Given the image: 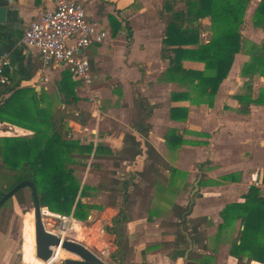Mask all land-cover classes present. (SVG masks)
Masks as SVG:
<instances>
[{
  "label": "crops",
  "instance_id": "0c3cea01",
  "mask_svg": "<svg viewBox=\"0 0 264 264\" xmlns=\"http://www.w3.org/2000/svg\"><path fill=\"white\" fill-rule=\"evenodd\" d=\"M53 1L0 0V6H6L2 24L14 37H19L14 46L0 44V51L20 49L23 64L32 73L29 79L20 81V86L31 87L38 93L46 91L51 106L55 107L53 81L66 69L60 65L44 66L34 49L19 44L21 33L37 10L51 8ZM77 1L84 3L87 17L101 25L107 35L102 42L87 48L91 83L84 85L72 77L78 81L74 88L78 97L76 106L88 116L84 124L68 120L67 137L92 145L90 156L72 167L81 165L85 169L83 180L90 168L97 171L95 181H79L81 185L97 186L104 177L129 180L124 200L121 190L108 187L91 190L81 199L97 207L89 211L88 219L97 211L101 219L108 220L104 228L111 224V218L120 208L126 213L118 249L115 236L105 229L103 239L110 236L107 239L112 240V245H102L98 240L85 241L83 245L106 264H178V261L179 264H237L229 249L237 236L239 220L221 232L218 225L222 223L220 211L225 205L243 202L254 179L263 181L264 68L263 74H259L258 66L247 67L252 54L259 55L264 50L261 48L264 29L253 24V14L260 0H249L246 5L240 27L244 41L239 52L234 54L211 105L195 102L202 98L197 90L166 75L168 59L160 56L165 37V23L160 15L163 0ZM185 8V0L175 5L177 11ZM116 24L119 27L112 35ZM195 24L196 43L182 47L197 48L210 40L211 16L200 17ZM181 66L194 71L204 69L203 62L189 59H183ZM9 93L1 94L0 102ZM137 96L152 107L145 118L150 126L146 138L133 126ZM171 108L182 109L175 113L176 119L170 116ZM245 108L247 112H243ZM183 109L186 111L184 119ZM31 133L0 123V137ZM169 133L173 134L171 144L176 145L179 140L178 146L167 143ZM125 134H132L141 143V152L132 160L118 158ZM145 140L159 155L158 162L149 158ZM97 146L105 148L106 153L93 157ZM101 195L111 196L110 202L92 200ZM131 201L137 203V210L141 209L139 214L126 209ZM18 205L23 204L12 201V208L0 206V264H12ZM174 206L187 208L184 219L185 212L180 218ZM73 219L80 223L83 233L84 220ZM180 232L187 240V247L184 243L178 244L174 237ZM165 235L169 239L163 241ZM184 248L182 256L173 258L175 251ZM252 263L264 264L255 260L248 262Z\"/></svg>",
  "mask_w": 264,
  "mask_h": 264
},
{
  "label": "trees",
  "instance_id": "16d2710c",
  "mask_svg": "<svg viewBox=\"0 0 264 264\" xmlns=\"http://www.w3.org/2000/svg\"><path fill=\"white\" fill-rule=\"evenodd\" d=\"M179 1L181 0H163L160 15L165 23V37L162 40L160 56L168 59L166 70L168 78L190 84L202 98L206 96L195 102L211 105L219 84L229 71L234 54L239 52L244 41L240 34V27L249 0H185V10L177 11L175 5ZM207 15L211 16L210 40L198 45L197 48L182 47L196 43L195 23L200 17ZM253 24L264 29V0H260L255 9ZM118 27L119 25L116 24L112 29V35ZM18 39V36L14 37L13 32L0 23V44L14 46ZM261 48L264 49V43ZM9 53L11 67L6 74L10 81L0 87V95L10 93L0 102V123L15 125L32 133L0 137V197L19 181L28 179L35 186L40 206L62 215L71 214L77 220H85L89 211L97 208L81 200L91 190L104 187L111 190L118 189L122 191L124 200L129 185L128 179L104 177L97 186L90 187L81 185L75 175L72 166L80 159L88 158L92 152L90 143L81 144L79 140L67 137L69 129L67 121L73 120L84 124L88 116V113L76 106L78 97L74 88L78 81L72 79L68 70L61 72L60 77L53 81L54 97L57 102V106L53 107L50 95L46 91L42 90L38 93L31 87L20 86V81L29 79L32 73H29L24 66L20 49L14 48ZM183 59L201 61L204 63V69L202 71L184 69L181 66ZM255 66H258L259 74H263L264 50L262 54H252L251 62L247 67L250 69ZM136 99L137 116L133 126L142 137L146 138L150 126L145 118L149 116L152 107L144 98L137 96ZM181 110L171 108L170 116L176 119L175 113ZM183 111L182 119L186 116V111L184 109ZM243 112H247V108ZM172 137V133L167 135L168 144H171ZM144 144L149 158L158 162L159 155L146 140ZM179 144L178 140L176 145H171ZM140 145V141L135 136L125 134L118 158L134 159L141 152ZM104 149L97 146L92 156L98 157L106 153ZM139 174L144 175V172ZM223 179L226 180L227 176ZM262 180L264 181V167ZM23 189L16 190L1 206L10 205L13 199L18 204L26 203L27 198ZM28 191L29 199L32 201L30 190ZM174 207L180 218L187 209L180 206ZM220 216L222 223L218 225L219 232L239 220L237 236L231 242L229 249V254L236 258L237 264H248L250 260L264 263V195L256 187L250 186L244 195V201L225 205L220 211ZM24 219L31 221L32 233L28 238L27 246L34 254L32 214L27 212ZM126 220L127 215L120 208L119 212L111 218V224L104 228L106 232L115 236L117 249L118 239L123 236L122 228ZM174 237L178 239V244L184 243L187 247V240L181 232L174 234ZM168 239V235H165L163 241ZM185 248L175 251L173 258L182 256Z\"/></svg>",
  "mask_w": 264,
  "mask_h": 264
},
{
  "label": "built area",
  "instance_id": "2783aa9c",
  "mask_svg": "<svg viewBox=\"0 0 264 264\" xmlns=\"http://www.w3.org/2000/svg\"><path fill=\"white\" fill-rule=\"evenodd\" d=\"M106 31L96 21L87 17L85 5L77 0H54L51 8H40L23 31L19 44L34 49L44 66L60 65L73 78L84 85L92 80L91 64L87 48L102 42ZM10 53L0 51V87L9 83L6 71L10 69ZM264 195V182L253 181ZM42 216L61 221V226L52 232L62 239H70L72 215L51 212L41 206Z\"/></svg>",
  "mask_w": 264,
  "mask_h": 264
},
{
  "label": "rangeland",
  "instance_id": "374dc122",
  "mask_svg": "<svg viewBox=\"0 0 264 264\" xmlns=\"http://www.w3.org/2000/svg\"><path fill=\"white\" fill-rule=\"evenodd\" d=\"M75 174L78 176L80 182L86 183L87 181H95L97 178V171L93 168H90L88 172L86 173V179H84L85 176V169L81 165H75ZM23 193L25 197L27 198L26 203L23 205H18L17 213H16V219L14 220V238H15V248L12 253V264H59L61 259L64 258H76L75 255L65 251L62 249L63 253H60L59 255H53L55 257H58L55 262L49 261L47 263H44L40 261L39 259L35 258L34 254L30 251L29 247L27 246L28 238L30 237V234L32 233L31 229V221L25 220V216L27 212H30L32 214V201L29 199V191L27 188L23 189ZM93 201L98 202H110L111 196L107 195H101L97 196L95 199H92ZM12 201H15L14 199ZM4 207L12 208L11 204L6 205ZM137 203L136 202H130L128 206H126V209H128L130 212L137 211L136 214H139L141 209L137 210ZM33 219V218H32ZM43 224L45 228L49 231L56 230L57 227L61 226V221L57 220L52 217L48 216H42ZM33 221V220H32ZM108 222L106 219H101L99 217V213L95 211L90 219L86 218L84 221H82V238L76 239L74 238L73 233H70V239H73L75 241L80 242L81 244H84L85 241L87 243H91L95 240H98L101 242L102 245L107 246L108 244L112 245V240L110 238L107 239V236L105 239H103L102 232L104 230V225ZM91 237V239H88ZM93 252V251H92ZM94 253V252H93ZM96 254V253H95ZM52 258V257H51ZM51 260V259H50ZM139 260V259H138ZM134 264V263H131Z\"/></svg>",
  "mask_w": 264,
  "mask_h": 264
},
{
  "label": "water",
  "instance_id": "95a60500",
  "mask_svg": "<svg viewBox=\"0 0 264 264\" xmlns=\"http://www.w3.org/2000/svg\"><path fill=\"white\" fill-rule=\"evenodd\" d=\"M6 6H0V23L5 20ZM27 187L30 190L32 198V218H33V234H34V256L40 261L47 263L50 261L54 248L63 249L73 255L76 258H64L60 260L63 264H106L102 259H100L95 253L90 249L85 247L78 241L73 239H62L55 233L47 230L43 224L41 206L38 202L36 189L34 184L28 180L24 179L15 184L8 191L3 193L0 197V206L2 203L12 194L20 189ZM193 199L189 204V208ZM186 212L183 214V219L185 218ZM190 248V247H189ZM186 257V255L184 256ZM179 264V261H178Z\"/></svg>",
  "mask_w": 264,
  "mask_h": 264
},
{
  "label": "bare ground",
  "instance_id": "6f19581e",
  "mask_svg": "<svg viewBox=\"0 0 264 264\" xmlns=\"http://www.w3.org/2000/svg\"><path fill=\"white\" fill-rule=\"evenodd\" d=\"M70 224H71V231H72V233L74 235V238L81 239L82 232H81L80 223L78 221H76V220H71ZM60 253H63L62 252V249H60V248H54L53 255H59ZM53 255H52V258H51L50 261L55 262L59 258L58 257H55Z\"/></svg>",
  "mask_w": 264,
  "mask_h": 264
}]
</instances>
